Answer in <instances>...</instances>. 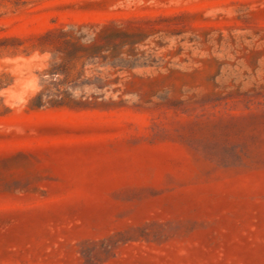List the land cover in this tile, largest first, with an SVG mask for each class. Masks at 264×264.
<instances>
[{"label":"rangeland","instance_id":"rangeland-1","mask_svg":"<svg viewBox=\"0 0 264 264\" xmlns=\"http://www.w3.org/2000/svg\"><path fill=\"white\" fill-rule=\"evenodd\" d=\"M0 264H264V0H0Z\"/></svg>","mask_w":264,"mask_h":264}]
</instances>
